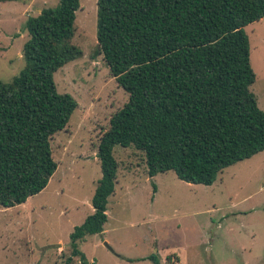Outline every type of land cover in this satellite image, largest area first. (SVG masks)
I'll return each mask as SVG.
<instances>
[{
    "label": "trees",
    "instance_id": "obj_1",
    "mask_svg": "<svg viewBox=\"0 0 264 264\" xmlns=\"http://www.w3.org/2000/svg\"><path fill=\"white\" fill-rule=\"evenodd\" d=\"M22 0H0V3ZM97 40L110 73L129 95L103 134L102 178L94 212L71 235V257L88 264L80 243L108 221L118 162L114 148L145 155L153 178L211 186L224 169L264 151V111L252 93L256 74L245 28L264 20V0H98ZM80 0H60L27 22L26 69L0 81V206L44 191L58 164L52 138L78 108L54 75L82 57L72 44ZM156 190V189H155ZM149 260L159 264L155 256Z\"/></svg>",
    "mask_w": 264,
    "mask_h": 264
},
{
    "label": "rangeland",
    "instance_id": "obj_2",
    "mask_svg": "<svg viewBox=\"0 0 264 264\" xmlns=\"http://www.w3.org/2000/svg\"><path fill=\"white\" fill-rule=\"evenodd\" d=\"M59 1L0 3V81L11 83L27 67L28 19ZM97 3L80 0L72 44L82 57L54 75L58 92L78 103L51 140L58 169L25 204L0 206V264H65L71 235L93 214L99 142L129 101L99 53ZM245 31L256 74L251 91L264 111V20ZM114 157L119 167L104 232L80 243L88 264H155L151 256L159 264H264V151L224 169L211 186L172 171L149 177L145 155L133 146H116Z\"/></svg>",
    "mask_w": 264,
    "mask_h": 264
},
{
    "label": "crops",
    "instance_id": "obj_3",
    "mask_svg": "<svg viewBox=\"0 0 264 264\" xmlns=\"http://www.w3.org/2000/svg\"><path fill=\"white\" fill-rule=\"evenodd\" d=\"M41 12V11H40ZM40 12H39V14H40ZM154 178V177H153ZM117 181V180H116ZM115 193V192H114ZM93 207V206H92ZM93 212H94V209H93ZM107 223V222H106ZM105 226V225H104ZM104 232V231H103Z\"/></svg>",
    "mask_w": 264,
    "mask_h": 264
}]
</instances>
